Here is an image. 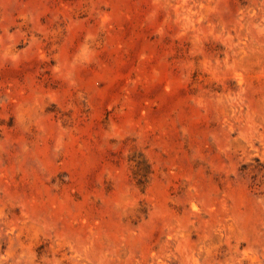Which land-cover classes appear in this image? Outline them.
I'll list each match as a JSON object with an SVG mask.
<instances>
[{"label": "rangeland", "instance_id": "374dc122", "mask_svg": "<svg viewBox=\"0 0 264 264\" xmlns=\"http://www.w3.org/2000/svg\"><path fill=\"white\" fill-rule=\"evenodd\" d=\"M0 264H264V0H0Z\"/></svg>", "mask_w": 264, "mask_h": 264}]
</instances>
